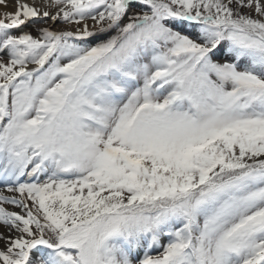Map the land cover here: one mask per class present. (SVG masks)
<instances>
[{
  "label": "snow or ice",
  "instance_id": "1",
  "mask_svg": "<svg viewBox=\"0 0 264 264\" xmlns=\"http://www.w3.org/2000/svg\"><path fill=\"white\" fill-rule=\"evenodd\" d=\"M9 4L0 264H264V0Z\"/></svg>",
  "mask_w": 264,
  "mask_h": 264
},
{
  "label": "bare ground",
  "instance_id": "2",
  "mask_svg": "<svg viewBox=\"0 0 264 264\" xmlns=\"http://www.w3.org/2000/svg\"><path fill=\"white\" fill-rule=\"evenodd\" d=\"M27 2L28 3H33V2H35V3H37V4H39V3H41L42 2V0H27ZM14 8H15V5H14V0H10V4H9V8H8V10H14ZM0 11H3V9H0ZM89 23L91 24L92 22L91 21H89ZM32 26V27H31ZM36 27V25L35 24H29L28 25V30H30L31 28H35ZM56 27L57 28H60V27H67L66 25H62V24H57L56 25ZM6 194H9V193H6ZM10 195V194H9ZM10 208L11 207H13V206H9ZM14 210H18V209H14Z\"/></svg>",
  "mask_w": 264,
  "mask_h": 264
},
{
  "label": "rangeland",
  "instance_id": "3",
  "mask_svg": "<svg viewBox=\"0 0 264 264\" xmlns=\"http://www.w3.org/2000/svg\"><path fill=\"white\" fill-rule=\"evenodd\" d=\"M32 27V26H31ZM25 30H28V29H25ZM30 30H33V34L35 35V31H34V28H31Z\"/></svg>",
  "mask_w": 264,
  "mask_h": 264
}]
</instances>
